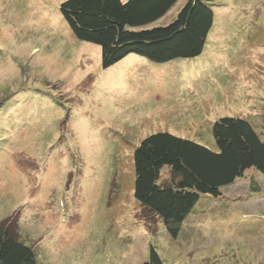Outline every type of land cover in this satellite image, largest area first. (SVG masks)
Listing matches in <instances>:
<instances>
[{
    "label": "rangeland",
    "instance_id": "374dc122",
    "mask_svg": "<svg viewBox=\"0 0 264 264\" xmlns=\"http://www.w3.org/2000/svg\"><path fill=\"white\" fill-rule=\"evenodd\" d=\"M63 1L0 0V222L13 219L37 264H142L151 245L166 264H264L255 170L219 198L203 195L177 237L134 195L147 136L218 150L220 117L264 130V0H215L198 56L130 54L108 68L98 44L75 36Z\"/></svg>",
    "mask_w": 264,
    "mask_h": 264
},
{
    "label": "trees",
    "instance_id": "16d2710c",
    "mask_svg": "<svg viewBox=\"0 0 264 264\" xmlns=\"http://www.w3.org/2000/svg\"><path fill=\"white\" fill-rule=\"evenodd\" d=\"M177 2L65 0L60 10L77 38L101 47L102 66L108 68L130 54L159 63L198 56L214 25L215 0H186L172 21L161 24ZM213 133L218 150L156 132L134 151L135 198L144 216L162 219L174 237L203 195L221 197L223 187L249 170L264 176V136L252 120L220 117ZM251 187L260 191L259 186ZM16 230L13 219L0 222V264H37L34 248L20 240ZM142 264L166 263L151 245Z\"/></svg>",
    "mask_w": 264,
    "mask_h": 264
},
{
    "label": "crops",
    "instance_id": "0c3cea01",
    "mask_svg": "<svg viewBox=\"0 0 264 264\" xmlns=\"http://www.w3.org/2000/svg\"><path fill=\"white\" fill-rule=\"evenodd\" d=\"M124 1H126V0H124ZM171 11H172V10H171ZM171 11H170V12H171ZM170 12H169V13H170ZM168 15H169V14H167L166 16H164V17H163V18H162V19H161L159 22L161 23L162 21L166 20V19H167V17H168ZM161 24H164V23H161ZM253 123H254V121H253ZM254 125L256 126V124H255V123H254ZM257 130H258V129H257ZM258 131H259V130H258ZM259 132H260V134H261V135H263V136H264V130H262V131H259Z\"/></svg>",
    "mask_w": 264,
    "mask_h": 264
}]
</instances>
